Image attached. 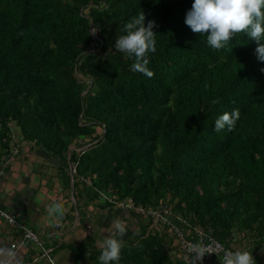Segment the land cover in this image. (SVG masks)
<instances>
[{
    "label": "trees",
    "instance_id": "16d2710c",
    "mask_svg": "<svg viewBox=\"0 0 264 264\" xmlns=\"http://www.w3.org/2000/svg\"><path fill=\"white\" fill-rule=\"evenodd\" d=\"M193 2L0 0V145L17 127L57 161L75 207L112 211L98 191L128 199L140 216L119 264H187L173 232L140 210L161 204L184 237L196 228L228 248L264 244V61L247 34L213 50L185 24ZM142 11L155 21L151 78L115 49ZM235 109L234 128L216 132Z\"/></svg>",
    "mask_w": 264,
    "mask_h": 264
},
{
    "label": "crops",
    "instance_id": "0c3cea01",
    "mask_svg": "<svg viewBox=\"0 0 264 264\" xmlns=\"http://www.w3.org/2000/svg\"><path fill=\"white\" fill-rule=\"evenodd\" d=\"M21 145L19 155L7 163L0 158V209L30 228L50 252L55 247L64 246L72 250V258L77 257L74 264H88V252L100 246L105 237L114 231L111 227L113 221L119 219L128 226L122 239L132 234L140 216L138 213L114 204L112 211L99 209V202L75 207L70 185L69 188L66 186L57 161L48 158L31 142L21 141ZM58 201L63 202L66 212L60 220L61 224L56 226V217L49 216L48 208ZM18 233L5 222H0V264H46L34 243L25 248H10L9 243L18 237ZM245 245L239 244L243 249ZM251 251L257 264H264V244L253 247ZM54 261L57 264L68 263L63 254ZM203 264L221 262L213 258Z\"/></svg>",
    "mask_w": 264,
    "mask_h": 264
},
{
    "label": "clouds",
    "instance_id": "9594fccd",
    "mask_svg": "<svg viewBox=\"0 0 264 264\" xmlns=\"http://www.w3.org/2000/svg\"><path fill=\"white\" fill-rule=\"evenodd\" d=\"M185 24L193 33L206 35L207 44L217 51L224 49L233 37L247 34L257 41L255 52L258 59L264 61V43H259L264 40V0H194L191 9L186 13ZM154 26L155 21L153 20L145 25V13L142 11L125 23L124 34L118 35L115 40V49L134 59L131 65L132 71L143 73L149 78L154 76V73L147 67L150 63L148 53L155 51ZM89 32L91 37L95 38L91 24H89ZM95 46L97 45L94 44ZM239 118V109L231 113L225 112L216 119L214 130L220 132L227 127L231 131ZM9 128L16 136L17 155H19L22 147L21 141H29H25L12 124ZM5 144L6 142L0 147ZM72 147V145L68 146V148ZM99 192L102 191H98V194ZM65 212L63 202L59 201L54 202L48 208L49 216H55L57 223L64 217ZM111 227L114 231H111L101 244L100 264H113V262L119 264L121 259L122 238L126 235L128 226L122 220L117 219L113 221ZM186 251L190 255L187 264H198V262L203 264L206 254L215 253L219 257L220 251L224 252L222 260L219 258L221 264H257L252 251L224 250L222 246L205 245L202 240L188 244Z\"/></svg>",
    "mask_w": 264,
    "mask_h": 264
},
{
    "label": "built area",
    "instance_id": "2783aa9c",
    "mask_svg": "<svg viewBox=\"0 0 264 264\" xmlns=\"http://www.w3.org/2000/svg\"><path fill=\"white\" fill-rule=\"evenodd\" d=\"M7 135L8 138L6 140V144L0 147V158L3 161V163L4 162L7 163L10 159H13L18 154V143L12 129L10 128L8 129ZM99 195L104 201H108L114 204L115 206H120L126 209L131 208L130 201H114L112 200V196H108L102 192H99ZM167 206L161 204L155 208H149L147 210L140 209V210L145 211V213L151 217V222L153 225L165 224L168 227V230L173 232L175 239L178 240L180 246L184 247L185 250L187 249L188 244L196 243L201 240L205 245H210L212 247L222 246L224 250H232V251L240 250L238 248L225 247L223 244L218 242L210 235L196 228H194V232H196L194 237L191 236H189V238L184 237L181 230H179L174 223V220L181 222L183 221V219L180 217L173 216L172 213L170 214V211L168 210ZM2 221L5 222L7 226L14 228L19 232L18 237L15 240H13L11 243H9L10 248H25L29 243H34L36 246L39 247L42 256L45 258L46 264H57L50 254V249L42 245L41 241L36 237V235L31 231L30 228H28L27 226L22 224L19 220L14 219L12 216L8 215L5 211L0 209V222ZM60 224L61 221L55 223L56 226H59ZM223 255H224L223 251L219 252V257L215 253L206 254L203 262L206 260H210L216 256L218 259L220 258L222 260Z\"/></svg>",
    "mask_w": 264,
    "mask_h": 264
},
{
    "label": "rangeland",
    "instance_id": "374dc122",
    "mask_svg": "<svg viewBox=\"0 0 264 264\" xmlns=\"http://www.w3.org/2000/svg\"><path fill=\"white\" fill-rule=\"evenodd\" d=\"M15 130H16V132H19V130H18L17 127H15ZM69 190H70V194H71V192H72L71 191V188ZM242 243H243V241L240 242L239 244H242ZM239 244H237L236 247H238ZM35 249L37 250V248H35ZM69 249L64 248V246L63 247H55V248L52 249V251L50 252V254H51V256L54 259H56L60 254L65 255L66 259L68 260V263H60V264H74L75 263L74 261H75V259H77V257L76 256L75 257L73 256L74 258H72V250H69Z\"/></svg>",
    "mask_w": 264,
    "mask_h": 264
},
{
    "label": "water",
    "instance_id": "95a60500",
    "mask_svg": "<svg viewBox=\"0 0 264 264\" xmlns=\"http://www.w3.org/2000/svg\"><path fill=\"white\" fill-rule=\"evenodd\" d=\"M78 119H80V118H78Z\"/></svg>",
    "mask_w": 264,
    "mask_h": 264
}]
</instances>
